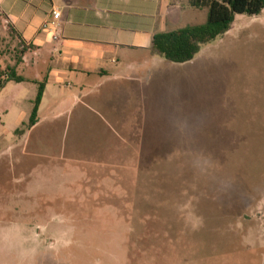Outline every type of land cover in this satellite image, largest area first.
<instances>
[{
    "label": "rangeland",
    "instance_id": "1",
    "mask_svg": "<svg viewBox=\"0 0 264 264\" xmlns=\"http://www.w3.org/2000/svg\"><path fill=\"white\" fill-rule=\"evenodd\" d=\"M232 28L191 62L127 72L75 116L50 87L21 136L43 69L5 85L0 228L19 226L35 264H264V13ZM23 45L0 19V86Z\"/></svg>",
    "mask_w": 264,
    "mask_h": 264
},
{
    "label": "crops",
    "instance_id": "2",
    "mask_svg": "<svg viewBox=\"0 0 264 264\" xmlns=\"http://www.w3.org/2000/svg\"><path fill=\"white\" fill-rule=\"evenodd\" d=\"M55 9L61 11L56 41L43 31ZM198 10L189 0H0V19L7 31L26 47H33L17 68L18 75L22 76L19 71L29 62L42 68L39 77L32 80L37 84L48 80L41 106L50 87L66 89L71 116L78 113L85 98L98 94L108 83L121 81L127 72L143 70L150 64L161 71L170 70L165 59L152 51L154 37L188 27L183 25L190 18L196 19ZM121 63L126 67L117 69ZM131 81L136 82L129 86L145 80L138 76ZM52 99L58 100V94ZM46 106L45 110H51Z\"/></svg>",
    "mask_w": 264,
    "mask_h": 264
},
{
    "label": "trees",
    "instance_id": "3",
    "mask_svg": "<svg viewBox=\"0 0 264 264\" xmlns=\"http://www.w3.org/2000/svg\"><path fill=\"white\" fill-rule=\"evenodd\" d=\"M190 6L199 10L208 11L207 20L203 24L192 25L171 32L159 33L153 40L152 51L165 60L185 64L193 61L202 51L203 46L216 41L227 34L234 25L237 16H258L264 11V0H189ZM10 33L12 31L10 30ZM23 44V43H22ZM22 56H25L33 47H25ZM23 63L19 59L17 65ZM0 91L9 82L22 83L26 78L18 75L17 67L7 69L2 76ZM47 78L38 83V92L33 101V109L29 121L22 123L16 131L23 135L31 131L39 123V109L44 97Z\"/></svg>",
    "mask_w": 264,
    "mask_h": 264
},
{
    "label": "clouds",
    "instance_id": "4",
    "mask_svg": "<svg viewBox=\"0 0 264 264\" xmlns=\"http://www.w3.org/2000/svg\"><path fill=\"white\" fill-rule=\"evenodd\" d=\"M25 245L19 226L0 228V264H35L36 248Z\"/></svg>",
    "mask_w": 264,
    "mask_h": 264
},
{
    "label": "built area",
    "instance_id": "5",
    "mask_svg": "<svg viewBox=\"0 0 264 264\" xmlns=\"http://www.w3.org/2000/svg\"><path fill=\"white\" fill-rule=\"evenodd\" d=\"M61 18V11L59 9H55L52 12V16L50 19L46 21V23L43 25V31L50 34L53 38V40H58L60 37L59 34V22Z\"/></svg>",
    "mask_w": 264,
    "mask_h": 264
}]
</instances>
